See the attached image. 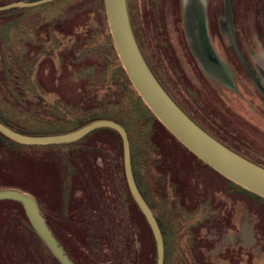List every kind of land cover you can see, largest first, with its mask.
<instances>
[{
  "label": "rangeland",
  "instance_id": "1",
  "mask_svg": "<svg viewBox=\"0 0 264 264\" xmlns=\"http://www.w3.org/2000/svg\"><path fill=\"white\" fill-rule=\"evenodd\" d=\"M14 1L24 0L0 5ZM198 1L126 0L134 38L190 118L264 167V0ZM108 23L103 0L0 10V119L29 135L97 119L120 123L134 177L160 222L163 264H264V197L211 168L161 124L129 81ZM69 153L102 174L111 159L122 179L121 139L112 130L29 146L0 133V191L29 195L73 264H156L136 204L132 226L108 225L121 218L111 183L75 181L65 171ZM0 264H61L11 199H0Z\"/></svg>",
  "mask_w": 264,
  "mask_h": 264
},
{
  "label": "water",
  "instance_id": "2",
  "mask_svg": "<svg viewBox=\"0 0 264 264\" xmlns=\"http://www.w3.org/2000/svg\"><path fill=\"white\" fill-rule=\"evenodd\" d=\"M50 0L14 1L0 5V10L31 6ZM113 45L134 89L153 115L187 149L211 168L242 186L264 197V167L246 159L212 137L183 112L168 92L157 81L142 56L134 38L127 12L126 0H103ZM101 127L115 130L121 139L123 170L127 187L143 214L155 242L156 264H163L164 241L158 222L142 198L133 177L129 140L120 123L97 119L70 132L49 135H29L17 132L0 119V133L21 144H55L72 142L91 130ZM0 199H11L22 204L34 230L61 264H73L54 234L48 229L35 201L27 194L12 190L0 191Z\"/></svg>",
  "mask_w": 264,
  "mask_h": 264
},
{
  "label": "flooded vegetation",
  "instance_id": "3",
  "mask_svg": "<svg viewBox=\"0 0 264 264\" xmlns=\"http://www.w3.org/2000/svg\"><path fill=\"white\" fill-rule=\"evenodd\" d=\"M189 1H191V4L194 5V6H197L198 5L197 3H199L198 0H189ZM186 3H188V2H186ZM149 69L151 70L150 67H149ZM151 72H152V70H151ZM153 75H154V73H153ZM155 78H156V76H155ZM157 81H158V79H157ZM160 85H161V83H160ZM163 89H164V87H163ZM184 113H186V112H184ZM81 146L82 147H86L88 145L84 144V145H81ZM89 146H91V145H89ZM68 156H69V159L66 160V163L64 165L65 166V171L67 173H71L72 172V177H75V179H76L75 181H78L79 183L81 182V185H82V183L84 184V183H87V182L90 181L91 183L96 184V187L97 188L101 189V188H107L109 182L111 183L112 193H113V196H114V198L116 200L115 203H116V206H117V209H118V213H120V217L121 218H120V220L118 219V222H114L113 220H111V219L108 218V219H106L107 220V224L108 225H114L115 226V229H118V230L119 229H128L129 226H132L133 223H132V214H131V212H132L133 204H136V202H134L133 197L131 196V194L129 192V189L127 187V183H126V179H125V175H124V170H123V163L124 162L122 161V179H121L118 176V169L116 168V166L113 165L114 162L111 159L110 160H108V159L105 160L104 165H102V164L100 165L99 164L100 167L101 168L103 167V170H104V172H103L104 174H102L100 172V169H98L99 166L96 167V166L92 165V163L87 162L85 159L81 161V159H78V158H71L70 153L68 154ZM131 168H132V173H133V177H134L132 163H131ZM134 179H135L136 186H137V188H138V190H139L142 198L144 199V201L146 202V204L149 206V204L147 202V198L142 193V191L140 189V186L138 185L135 177H134ZM76 184H77V182H76ZM124 184L126 185V188H127L128 192H129L130 197H128V195H127V193L125 191ZM130 198L132 199V202H130V200H129ZM81 204H82V202H81ZM84 205L85 204H82L83 207H84ZM149 208H150V206H149ZM155 218H156V216H155ZM99 220H98V222L96 224H102V223H99ZM80 221H81V224L80 225L83 228H84V226H87V224H89V223L86 222V219L85 220H80ZM46 223H47V225H49V227L51 229L52 228L51 223H49V221H47ZM158 225H159V223H158ZM159 227H160V225H159ZM160 230H161V227H160ZM161 234H162V232H161Z\"/></svg>",
  "mask_w": 264,
  "mask_h": 264
},
{
  "label": "trees",
  "instance_id": "4",
  "mask_svg": "<svg viewBox=\"0 0 264 264\" xmlns=\"http://www.w3.org/2000/svg\"><path fill=\"white\" fill-rule=\"evenodd\" d=\"M8 127H10V129L12 128L13 130H15V131H17V132H20V133H26L24 130H20V129H17V128H14V127H12V126H10V125H8V124H6ZM101 128H104V129H109V130H112V131H114L115 133H117L115 130H113V129H111V128H106V127H101ZM26 134H28V133H26ZM30 134V133H29ZM118 134V133H117ZM32 135H34V134H32ZM119 135V134H118ZM120 137V136H119ZM198 160V159H197ZM198 162L202 165V167L204 168V169H206V170H212L210 167H208L207 165H205V163L203 164L202 162H201V160H198ZM212 171H214V170H212ZM215 172V171H214ZM215 173H217V172H215ZM221 177H223V176H221ZM223 179H225L224 177H223ZM228 181V180H227ZM259 197V196H258ZM150 206V205H149ZM219 207V206H218ZM181 208L184 210L185 208L184 207H182V205H181ZM141 213V212H140ZM142 216H143V214H142ZM144 217V216H143ZM145 219V218H144ZM156 219H157V221H158V223H159V225H160V222H159V220H158V218L156 217Z\"/></svg>",
  "mask_w": 264,
  "mask_h": 264
},
{
  "label": "crops",
  "instance_id": "5",
  "mask_svg": "<svg viewBox=\"0 0 264 264\" xmlns=\"http://www.w3.org/2000/svg\"><path fill=\"white\" fill-rule=\"evenodd\" d=\"M164 253H165V249H164Z\"/></svg>",
  "mask_w": 264,
  "mask_h": 264
}]
</instances>
